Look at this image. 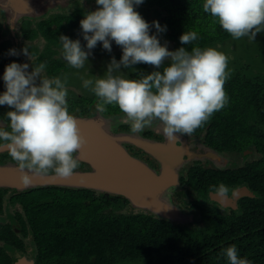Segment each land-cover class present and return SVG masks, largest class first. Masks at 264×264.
I'll use <instances>...</instances> for the list:
<instances>
[{
    "label": "flooded vegetation",
    "instance_id": "af4514ba",
    "mask_svg": "<svg viewBox=\"0 0 264 264\" xmlns=\"http://www.w3.org/2000/svg\"><path fill=\"white\" fill-rule=\"evenodd\" d=\"M203 3L204 0H144L141 5L136 6V11L152 25L150 34L158 35L161 44L167 43L170 50L186 47L190 51L192 47L197 46L201 49L220 48L223 51L229 48L228 63L231 66L228 71L230 76L224 85L229 103L216 112L220 116H224L228 113V107L232 100L230 91H234V84L237 80L240 78L255 80L264 74V42L249 40L248 37H242L239 40L233 39L214 19L212 21L217 24L216 26L207 25V22L202 20L207 16L211 17V15L203 11ZM97 7L96 0H0V94L6 90L3 80L6 65L13 61L21 64L28 63L29 71H31L32 63L34 65L45 63L46 68L43 75L48 78L59 77L62 81H66L67 101L71 114L77 119L97 121L99 129L103 132L105 130L107 135L109 134L133 157L144 162L150 168L160 171V158L146 151L137 141L146 139L158 143L168 142L161 128L152 125L145 128L143 132L132 133L130 126L122 122L123 114L121 112L98 113L95 107L98 97L83 86L85 79L103 78L112 57L115 56L118 61L121 59L122 48L113 41L112 51L108 52L103 48L102 42L98 43L91 51L89 60L81 69L72 68L63 58L62 44L59 40L61 34L67 35L73 40L79 39L87 51V42L83 38L80 20L85 17L88 11L96 10ZM154 21H159L161 26H166V31L158 33L153 24ZM185 31H196L198 39L190 45L181 44L179 38ZM261 33L264 34V32ZM233 44L234 50H232ZM25 46L31 53V61L22 53L9 55L10 49L19 51ZM168 63L169 61H166L165 65ZM132 67L129 69L122 67L117 74H122L129 79H139L142 72L150 74L156 70H163L145 63H139ZM73 102L77 104L74 105V109H71ZM106 107L108 110L109 105ZM9 110L7 106H0V119H3V114ZM213 121L212 116L209 123L207 121L191 136H182L180 140L174 141L178 145L187 144L189 152H185L182 161L174 166L178 179L177 184L168 191V195L167 191L161 194V198L177 210V215L173 218L137 206L129 197L111 191L63 185L16 187L0 184V264H70L66 254L57 246L58 243L54 239L77 237L78 233L73 230L75 233L64 236V225L54 222L55 220L52 221L54 218L60 222L68 221L71 218L64 214L66 211L62 209L50 212L49 206L42 204V211L38 207L31 210L30 205H35L32 193L41 187L75 188L74 191H84L92 199L105 196L106 201H114L115 207L109 206L104 211L148 213L156 218L171 221L174 225H186L191 228L205 225L206 219L203 218L205 213H202L201 208L207 210L208 207H214L217 204L219 209L227 213H230L232 209L237 210L240 198L250 195L236 197L233 206L224 205L213 197L216 194L232 199L238 190L245 187L253 193L247 185L231 187L227 186L222 179H225L226 175L238 173L259 162L260 153L254 142L262 140L264 133L261 135L247 134L241 131H232L228 127L212 131ZM223 121L224 119L220 117L219 122ZM262 129L264 130V127ZM119 136L120 139L115 138ZM187 137L201 142H196L193 150L190 145L191 141L186 139ZM211 142H221L228 148L225 150L216 149L210 145ZM77 155L78 152L75 156L78 157ZM193 155L195 159L190 160ZM0 168L20 170L10 157L9 150L3 142H0ZM76 170H91V166L88 162L79 159V167ZM39 175L53 176L56 174L50 172ZM221 184L228 189L227 193L218 191ZM201 203L204 206L198 208ZM78 212L73 215L76 218L72 219V223L75 225L80 222V219H77ZM59 216H67V218L58 219ZM49 222L52 223L50 226H48ZM40 230L50 231L54 235L50 234L45 237ZM53 254L54 256L48 257Z\"/></svg>",
    "mask_w": 264,
    "mask_h": 264
},
{
    "label": "clouds",
    "instance_id": "9594fccd",
    "mask_svg": "<svg viewBox=\"0 0 264 264\" xmlns=\"http://www.w3.org/2000/svg\"><path fill=\"white\" fill-rule=\"evenodd\" d=\"M143 2L96 0V10L80 20L87 51L79 39L61 34L62 55L72 68L81 69L98 43L111 52L114 41L122 48L121 59L112 57L103 78L83 81L84 88L98 97L96 111L102 114L106 106H117L132 133L158 123L168 141H177L191 136L229 103L224 87L230 76L228 57L212 47L170 50L158 35L150 34L152 25L136 11ZM203 11L233 39L254 41L264 32V0H204ZM153 24L158 33L166 31L159 21ZM179 39L190 45L198 33L185 31ZM21 53L32 60L26 46L9 50V55ZM139 63L163 70L142 72L139 79L117 74L122 67L129 69ZM45 68V63H32L29 71L28 63L13 61L3 74L6 90L0 94V106L10 110L0 119V142L24 173L25 183L28 173L71 176L79 167L75 154L87 143L77 118L69 111L66 81L43 75ZM218 191L227 193L228 189L221 184ZM221 254L229 264H251L239 256L235 245Z\"/></svg>",
    "mask_w": 264,
    "mask_h": 264
},
{
    "label": "trees",
    "instance_id": "16d2710c",
    "mask_svg": "<svg viewBox=\"0 0 264 264\" xmlns=\"http://www.w3.org/2000/svg\"><path fill=\"white\" fill-rule=\"evenodd\" d=\"M212 20L207 16L202 21L216 26ZM234 87V91H230L232 100L228 113L224 114L225 117L214 113L212 131L228 127L232 131L263 134L264 74L255 80L240 78ZM75 104L73 102L71 109ZM107 111L120 112L113 105H109ZM220 117L223 122H219ZM254 144L260 153L259 162L222 179L231 187L247 185L254 196L240 198L238 209H232L230 213L219 209L217 204L207 210L201 208L203 203L199 204L198 208L205 213L204 226L174 225L148 213L104 211L109 206L115 207L114 201H106L105 196L92 199L84 191L56 186L32 191L36 206L30 205L31 210L38 207L42 211V204H46L50 212L62 209L71 217L62 222L56 218L52 220L64 225V236L78 233L77 237L54 239L70 264H229L221 253L231 245H235L239 256L251 264H264V138ZM210 145L219 150L228 148L221 142H211ZM75 212L80 219L77 225L72 223ZM40 232L45 237L54 235L50 231ZM52 256L54 254L48 255Z\"/></svg>",
    "mask_w": 264,
    "mask_h": 264
},
{
    "label": "water",
    "instance_id": "95a60500",
    "mask_svg": "<svg viewBox=\"0 0 264 264\" xmlns=\"http://www.w3.org/2000/svg\"><path fill=\"white\" fill-rule=\"evenodd\" d=\"M77 120L83 135L87 138V143L77 156L80 160L88 162L91 170H74L69 177L28 173V180L25 183L22 178L24 173L20 170L0 168V184L16 187L24 185L89 187L124 195L129 197L135 205L157 211L168 217L173 218L177 215V210L163 200L161 194L167 191L168 195V191L177 184L174 166L182 161L185 152H189L187 144L178 145L174 141L158 143L146 139L137 141L146 151L160 158L161 169L156 171L128 153L123 146L115 142L109 134L107 135L105 130L104 132L100 130L97 121ZM115 138L120 139V136ZM192 159H195L194 155L190 160ZM243 195L253 196V193L245 187L238 190L232 199L216 194L213 198L224 205L233 206L236 197Z\"/></svg>",
    "mask_w": 264,
    "mask_h": 264
},
{
    "label": "rangeland",
    "instance_id": "374dc122",
    "mask_svg": "<svg viewBox=\"0 0 264 264\" xmlns=\"http://www.w3.org/2000/svg\"><path fill=\"white\" fill-rule=\"evenodd\" d=\"M255 41H256V42H261V41L264 42V34H263V33H258L257 36H256ZM202 49H204V48H202ZM216 49H217L218 51L224 53L227 57H228V54L230 53L229 48L225 49L224 51H223L222 49H220V48H216ZM232 50H234V44H233V46H232ZM230 66H231L230 63H228V68H229ZM227 70H228V69H227ZM90 78H91L92 80H94L92 77H90ZM153 126H155V127H157V128H161L160 125H159L158 123H154ZM111 129H112V128H111ZM112 131H114V130L112 129ZM184 137H186V135H185ZM186 139H190V141H191L190 145L192 146V149H193L194 146L196 145V142H201V141H199V140H197V139H192V138H189V137H187ZM193 150H194V149H193Z\"/></svg>",
    "mask_w": 264,
    "mask_h": 264
}]
</instances>
